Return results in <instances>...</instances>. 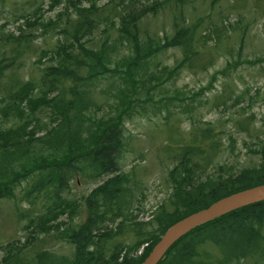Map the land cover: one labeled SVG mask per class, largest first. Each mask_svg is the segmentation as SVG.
I'll list each match as a JSON object with an SVG mask.
<instances>
[{
	"label": "trees",
	"instance_id": "obj_1",
	"mask_svg": "<svg viewBox=\"0 0 264 264\" xmlns=\"http://www.w3.org/2000/svg\"><path fill=\"white\" fill-rule=\"evenodd\" d=\"M47 1L46 12L59 8L53 17H42L41 5L28 0L30 12L12 15L14 22L21 20L17 33L0 38L9 45L0 53V201L14 200L17 187L25 184L20 193L25 205L14 203L10 213L21 237L0 241V264H139L174 222L222 197L264 184V144L257 165L237 172L218 165L209 174L220 139L212 127H196L187 139H173L175 149L169 150V156L174 164L168 171L172 190L169 200L157 206V230L148 234L144 224H133L130 180L121 173L118 161L123 109L99 105L90 84L110 71L108 59L116 43L129 46L128 65L167 48L181 50L179 68L204 70L212 60L202 59V36L196 35V25L185 24L179 16L173 20L171 35L152 41L140 22L157 10L158 0L151 5L119 0L118 6L110 7L114 1L101 6L98 0ZM4 2L0 0V5ZM114 19L113 45L108 44L107 28L101 31L106 39L91 45L96 29ZM51 32L57 38L49 64L36 81L23 80L18 71L29 43ZM78 178L102 180L77 200L68 194L71 182ZM81 207L84 218L71 226ZM63 215L67 223L59 220ZM128 223L134 234L131 241L122 233ZM262 224L264 201L196 227L176 241L158 264H196L206 244L221 253L217 264L250 255L264 259L258 232ZM51 243L69 245L71 255L56 254L49 249Z\"/></svg>",
	"mask_w": 264,
	"mask_h": 264
},
{
	"label": "rangeland",
	"instance_id": "obj_2",
	"mask_svg": "<svg viewBox=\"0 0 264 264\" xmlns=\"http://www.w3.org/2000/svg\"><path fill=\"white\" fill-rule=\"evenodd\" d=\"M27 1L5 0L0 5V38L17 33L15 28L21 20L14 22L12 15L30 12ZM30 1L41 5L40 13L45 19L59 11L56 8L46 12L47 0L42 4H39L41 0ZM110 1L116 4L109 7L120 4L119 0H98L97 3L101 6ZM142 1L151 5L155 0ZM158 3L157 10L140 22L152 41L171 35L174 18L182 17L185 24L196 25V35L202 36V55L205 54L202 59L211 58L212 63L204 70L179 68L181 50L167 48L155 50L128 65L129 46L125 42L116 43L108 59L110 71L97 76L90 84V93L99 105L122 106L123 145L118 161L121 173L130 180L133 224H144L142 228L148 234L158 228L154 220L157 206L166 203L171 195L168 171L174 164L169 156V150L175 149L173 139L178 136L187 139L196 127H212L221 145L209 174L218 165L222 170L235 172L257 165L258 151L264 144V0H158ZM82 5L87 7L88 3ZM115 23L117 26V19L100 25L89 41L98 44L105 40L107 34L101 31L107 28L108 44L113 45L112 39L117 37ZM56 38L51 32L29 43L18 71L23 80H37L41 69L49 64ZM8 47L0 41V53ZM95 116L100 117V111ZM101 180L75 179L68 196L79 200ZM21 185L15 191L14 200L0 201V241L21 237L10 217L14 203L25 205L20 194L25 184ZM83 209L71 220V226L84 218ZM67 219L65 215L59 218L64 223ZM126 226L123 237L131 241L134 234L130 224ZM258 232L264 243V224L258 227ZM48 246L56 254L71 255L67 244ZM200 255L196 264H217L216 260L221 259L218 248L211 244H206ZM229 264H264V259L250 255Z\"/></svg>",
	"mask_w": 264,
	"mask_h": 264
},
{
	"label": "water",
	"instance_id": "obj_3",
	"mask_svg": "<svg viewBox=\"0 0 264 264\" xmlns=\"http://www.w3.org/2000/svg\"><path fill=\"white\" fill-rule=\"evenodd\" d=\"M264 201V184L232 193L206 208L189 214L168 226L139 264H158L170 247L191 230L225 214Z\"/></svg>",
	"mask_w": 264,
	"mask_h": 264
}]
</instances>
